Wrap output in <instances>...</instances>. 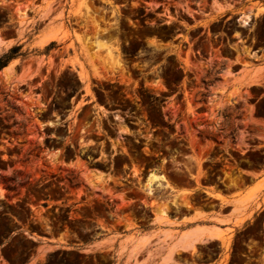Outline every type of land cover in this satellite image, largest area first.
I'll return each mask as SVG.
<instances>
[{
    "label": "rangeland",
    "instance_id": "rangeland-1",
    "mask_svg": "<svg viewBox=\"0 0 264 264\" xmlns=\"http://www.w3.org/2000/svg\"><path fill=\"white\" fill-rule=\"evenodd\" d=\"M31 1L0 0L5 39L27 40ZM77 14L62 42L19 44L0 70V264H264V209L213 239L187 221L217 207L194 187H247L232 211L255 197L264 0H80ZM150 173L168 185L149 191Z\"/></svg>",
    "mask_w": 264,
    "mask_h": 264
},
{
    "label": "crops",
    "instance_id": "crops-1",
    "mask_svg": "<svg viewBox=\"0 0 264 264\" xmlns=\"http://www.w3.org/2000/svg\"><path fill=\"white\" fill-rule=\"evenodd\" d=\"M50 5L51 8H48V0H32L30 4L24 5V13H27L28 17L22 31L23 38H28L22 43L20 39H5L0 32V45L3 49L6 50L17 44L26 45L35 49H44L54 42H62L64 38L56 33L55 28L63 23L67 24L70 17L75 18L78 16L79 13L77 14V10L80 7V0H74V2H72V0H52ZM32 24H40V27L32 32L29 30ZM70 31L72 33L71 29ZM65 42L69 44V41ZM48 56L49 55H46V57ZM15 59L18 58H13L11 59L13 61H9L8 64H10L11 67L18 64V61ZM64 60L65 63L67 62V67L71 69V58L66 56ZM45 62L48 63V60L46 59ZM77 71L79 72V69H77ZM83 95L84 94H80L79 98ZM253 178L254 181L251 186L257 187L255 197L246 207L237 211H232L234 202L239 199L240 195L246 193L247 187L236 189L228 186V189L224 190L217 187L214 183L203 184L202 187H194V189H192L193 192H203L206 198L216 202L217 207L214 209L203 208L198 211L193 210V212L187 216V221L198 224L193 226H201L202 228H194L202 230L211 239L216 237L215 234L218 233L219 229L228 230L233 228L234 231H237L241 226L240 224L251 220L264 209V167H260L253 172ZM186 189L189 190L186 185H179L177 190L183 192ZM239 192H241L240 195ZM227 207L229 209L224 211V208Z\"/></svg>",
    "mask_w": 264,
    "mask_h": 264
},
{
    "label": "bare ground",
    "instance_id": "bare-ground-1",
    "mask_svg": "<svg viewBox=\"0 0 264 264\" xmlns=\"http://www.w3.org/2000/svg\"><path fill=\"white\" fill-rule=\"evenodd\" d=\"M11 69V65L10 64H8L7 66H5L4 68H2V71H8V70H10ZM82 76L83 77H85V75L82 73ZM127 130V129H126ZM149 179H148V185H147V188H148V190L149 191H151V190H153V188H152V185H153V182L154 181H157V183H164V185H168V183H167V181L165 180V177L161 174V175H159V174H155V173H150L149 174V177H148ZM157 185V184H156ZM150 193V192H149ZM163 211H165V209H163ZM166 212V211H165ZM192 229V228H191ZM189 231V230H188ZM185 232H186V230H185ZM184 233V232H183ZM183 233H182V235H183ZM203 233V232H202ZM194 236H195V233L194 232H189V233H185L184 235H183V237L182 238H185V242H187V243H189V244H191V245H193V247H194V243H195V239H196V237H195V239H194ZM202 236V235H201ZM205 236V235H204ZM208 237V236H207ZM178 238H180L179 236H178ZM184 241V240H183ZM197 241H199V239H197L196 240V242ZM201 241V240H200ZM178 242V241H177ZM181 243V242H180ZM183 243V242H182ZM190 246V245H189Z\"/></svg>",
    "mask_w": 264,
    "mask_h": 264
},
{
    "label": "trees",
    "instance_id": "trees-1",
    "mask_svg": "<svg viewBox=\"0 0 264 264\" xmlns=\"http://www.w3.org/2000/svg\"><path fill=\"white\" fill-rule=\"evenodd\" d=\"M19 50H20V45H15L14 47H12V49L8 55L0 58V70H2V68L7 66L9 61L19 54L18 53Z\"/></svg>",
    "mask_w": 264,
    "mask_h": 264
}]
</instances>
